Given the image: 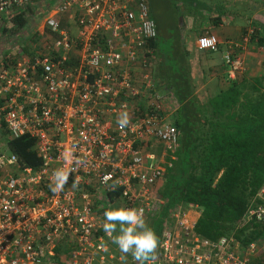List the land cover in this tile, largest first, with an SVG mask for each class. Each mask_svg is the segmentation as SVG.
<instances>
[{"label":"built area","instance_id":"1","mask_svg":"<svg viewBox=\"0 0 264 264\" xmlns=\"http://www.w3.org/2000/svg\"><path fill=\"white\" fill-rule=\"evenodd\" d=\"M16 11L30 21L24 38L36 44L26 42L27 54L16 46L7 66L0 61V264H115L101 211L115 204L161 217L164 158L177 148L174 104L153 80L148 45L157 30L147 0H0V17ZM218 46L209 32L196 42L202 53ZM222 61L231 80L245 72L231 49ZM122 111L126 128L117 124ZM23 137L34 141L37 169L1 152ZM61 167L75 171L53 193ZM260 196L264 202V190ZM198 217L197 207L163 217L151 264H262L264 242L210 241L195 233ZM252 220L264 222V205L251 207L243 225Z\"/></svg>","mask_w":264,"mask_h":264},{"label":"trees","instance_id":"2","mask_svg":"<svg viewBox=\"0 0 264 264\" xmlns=\"http://www.w3.org/2000/svg\"><path fill=\"white\" fill-rule=\"evenodd\" d=\"M155 1L158 0H147L157 30V38L149 43L148 48L154 61L152 74L156 90L174 104L170 124L177 134V148L174 153L165 155V172L156 193L164 203L162 216L145 221L160 242L163 217L176 209L197 207L199 217L194 231L201 237L217 241L233 236L244 246L264 242V222L252 220L243 225L251 207L264 205L260 196L264 190V75L231 81L224 90L212 92L210 87H203L205 76L197 67L204 59L194 45L202 35L199 36L193 26L182 29L174 20L170 28L175 36L170 40V50L166 48L163 40L167 35L153 16ZM208 2L200 4L193 0L187 11L208 10L214 27L222 18L234 23L242 17L243 35L253 31L250 42L264 51V26L250 16L232 12L231 8L239 10L235 4L238 1L219 0L218 5L213 6ZM41 4L46 9L50 7L45 2ZM184 15L185 21H191L189 13L178 12V18ZM29 23L24 12L16 11L8 18L0 17V41L16 42L18 38L23 41L22 32L31 31ZM28 43L36 44V37ZM20 49L22 53H28V48ZM9 56L10 53H5L2 58L6 66L11 64ZM224 67L228 70L225 64ZM7 147L18 158L21 168L40 167L33 140L26 137L9 140ZM160 151L156 150L157 153ZM106 244L115 261L119 259V249L110 239ZM131 260L128 254L124 264H132ZM260 261L264 264V256Z\"/></svg>","mask_w":264,"mask_h":264},{"label":"crops","instance_id":"3","mask_svg":"<svg viewBox=\"0 0 264 264\" xmlns=\"http://www.w3.org/2000/svg\"><path fill=\"white\" fill-rule=\"evenodd\" d=\"M181 2H188V7L191 5L193 0H180ZM198 2L200 0H197ZM234 1H249V0H232ZM205 3V1H200V4ZM253 4V3H252ZM182 7L181 9H183ZM180 9V10H181ZM262 12H264V0H261L260 8ZM182 11V10H181ZM183 12V11H182ZM207 12V11H206ZM198 12L200 18L196 19L194 17H190L191 21H185V15L181 18L184 24L180 25L181 28H187L188 26H193L197 28L199 36L203 35L207 32L215 35L219 41L218 52L217 53H202L198 51L195 42V48L198 54L204 59L202 63L198 65V70H202L203 76H205V81L203 83L204 86L210 87V90L213 92L215 89L224 90L227 88V85L231 81H238L241 78H246L250 80L253 77H259L264 75V51L258 49L253 43L249 42L244 44L242 27L234 26L233 21L231 19L222 18L221 23L214 27L212 23H210L208 12ZM256 13L253 21H257L264 26V18L263 20L260 17H263ZM189 19V18H188ZM260 20V21H259ZM249 31V30H248ZM263 33V30H262ZM228 49H231L234 55L240 57L245 66V72L243 74H238L235 80L229 79L228 70L224 67L222 57L227 52ZM6 53H10L9 49H6ZM202 76V75H201Z\"/></svg>","mask_w":264,"mask_h":264},{"label":"clouds","instance_id":"4","mask_svg":"<svg viewBox=\"0 0 264 264\" xmlns=\"http://www.w3.org/2000/svg\"><path fill=\"white\" fill-rule=\"evenodd\" d=\"M129 122L127 111H122L117 119L118 126L126 128ZM64 159H72V154L65 152ZM74 171L75 169L69 171L63 167L55 169L52 173L49 190L56 193L64 189L70 174H73ZM103 231L110 238L111 243L124 254L121 256L122 261H127L128 254L137 264H151V261L155 259L159 238L146 223L142 207L109 204L103 213Z\"/></svg>","mask_w":264,"mask_h":264},{"label":"rangeland","instance_id":"5","mask_svg":"<svg viewBox=\"0 0 264 264\" xmlns=\"http://www.w3.org/2000/svg\"><path fill=\"white\" fill-rule=\"evenodd\" d=\"M200 1H203V0H200ZM199 1V2H200ZM205 2H208L209 5L213 6V5H218L216 3H219V0H204ZM196 3H198L197 0H195ZM237 2V1H236ZM255 6H253V4ZM236 4V8L239 9V10H236V9H232V12H235V13H240V15L242 14V16L245 14L246 16H250L252 18V20H255V19H259L258 18H254L255 17V14L256 13H259V14H264V12L261 11L260 6H261V0H249L248 1H238ZM188 2H181L180 0H158V1H155V5L153 4V16L154 18H156V22L157 24L159 25V27H161L162 31L165 32L164 34L167 35L166 38H163L161 39V41L163 40L164 43L163 45L168 48L169 47V44H170V40L171 38H173L175 36V33L173 32V30L170 28V25L171 23L174 21V20H177L178 23H180V20L182 17L178 18V12L180 14H182L181 10L183 11L184 14H187L189 13L190 14V17H194L196 19L200 18V15L198 13H195V10H191L190 12H188ZM182 7H184L183 9H181ZM230 8L228 10H230ZM181 9V10H180ZM208 11V10H207ZM263 17H260L261 20H263L264 18V15H261ZM260 21V20H259ZM181 24L183 25L184 22L181 21ZM234 26H242L243 24V19L242 17H240L239 19H236L234 20ZM181 25V26H182ZM22 38L24 39L23 41L20 40V41H10V42H3V41H0V61L2 60V58H4L5 56V53H6V49H9L8 51H11L10 53L14 56L15 55V47L16 48H25V44H26V39L24 38V35H21ZM172 36V37H171ZM15 42V43H14ZM169 50H170V47H169ZM158 92V91H157ZM160 95H162L160 92H158ZM2 154L6 157H9L10 156V152L8 150V148H3L2 149ZM124 255L121 253V256ZM121 256L119 258V262L120 264H124L125 261H122L121 260ZM129 261V259H128ZM133 261V259L131 260ZM129 264V263H128Z\"/></svg>","mask_w":264,"mask_h":264},{"label":"water","instance_id":"6","mask_svg":"<svg viewBox=\"0 0 264 264\" xmlns=\"http://www.w3.org/2000/svg\"><path fill=\"white\" fill-rule=\"evenodd\" d=\"M180 21H182V19Z\"/></svg>","mask_w":264,"mask_h":264}]
</instances>
